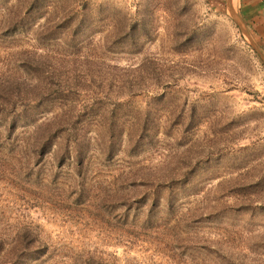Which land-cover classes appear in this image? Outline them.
<instances>
[{
  "label": "rangeland",
  "instance_id": "obj_1",
  "mask_svg": "<svg viewBox=\"0 0 264 264\" xmlns=\"http://www.w3.org/2000/svg\"><path fill=\"white\" fill-rule=\"evenodd\" d=\"M245 38L230 0H0V264H264Z\"/></svg>",
  "mask_w": 264,
  "mask_h": 264
},
{
  "label": "water",
  "instance_id": "obj_2",
  "mask_svg": "<svg viewBox=\"0 0 264 264\" xmlns=\"http://www.w3.org/2000/svg\"><path fill=\"white\" fill-rule=\"evenodd\" d=\"M230 2L232 3V11H233V14L235 16V19L236 21L239 23V25L241 26L242 30H243V33L244 35L246 36V41L247 43L254 49V51L256 52L257 56L260 58V60L262 61V63L264 64V56L257 50V48L253 45V43L249 40V36H248V33L240 19V16H239V13L237 11V9L235 8L234 6V3L230 0Z\"/></svg>",
  "mask_w": 264,
  "mask_h": 264
},
{
  "label": "trees",
  "instance_id": "obj_3",
  "mask_svg": "<svg viewBox=\"0 0 264 264\" xmlns=\"http://www.w3.org/2000/svg\"><path fill=\"white\" fill-rule=\"evenodd\" d=\"M13 121H14V118L12 117V118H10V121H9V123L10 124H12L13 123ZM40 148H44V145H42ZM41 149V150H42ZM76 157H77V159L76 160H79V159H81V153H80V151H77L76 152ZM24 246L27 248V244L26 243H24Z\"/></svg>",
  "mask_w": 264,
  "mask_h": 264
}]
</instances>
